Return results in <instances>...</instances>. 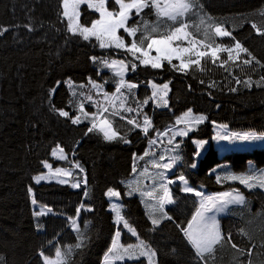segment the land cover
I'll list each match as a JSON object with an SVG mask.
<instances>
[{"label":"trees","instance_id":"obj_1","mask_svg":"<svg viewBox=\"0 0 264 264\" xmlns=\"http://www.w3.org/2000/svg\"><path fill=\"white\" fill-rule=\"evenodd\" d=\"M261 12H264V0H198L194 14L187 19L200 26L198 32L190 29L197 39L213 47L217 44L231 47L240 41L264 64V36L251 27L255 23L264 30ZM62 13V0H0V31L7 29L0 35V257L3 258L0 264H44L41 252L53 258L57 247L66 251L67 246L78 243L80 233L85 246L73 248L69 264H105L117 228L124 244H132L137 239L124 229L122 222L117 224L116 215L109 211L106 193L110 188L120 192L121 214L135 228L139 240L157 251L158 264H197L195 251L182 229L188 227L199 209L201 197L184 192L183 183L169 184L174 203L164 211L172 219H163L153 230L147 210L149 204L129 195L127 185L133 175L134 156L146 152L155 130L165 131L188 109L207 119L187 138L178 139L182 143L175 154L180 159L174 163L172 176H183L187 186L201 192L203 198L236 190L246 200L245 205H232L219 217L225 240L216 246L211 264H249L250 261L264 264V188L248 189L238 180L224 179L231 175L257 177L264 168V148L230 151L219 157L212 143L217 125L226 126L232 133L264 135V86L253 85L249 89L243 84L237 85L229 75L232 72L241 80L251 76L258 81L264 76V67L255 62L251 66L243 65L242 60L248 57L241 53L240 60L236 61L240 66L229 62V71H225L218 64L227 59L226 52L218 53L217 65L212 64L210 57L203 59L204 71L193 66L186 73L180 72L167 62L162 69H152L139 67L136 62V71L129 68L126 77L127 81L139 84L133 89L136 99L142 102L151 95L149 82H170L169 106L159 108L150 101L144 107L154 125L147 136L140 129L129 131L132 126L125 120L110 116L114 130L130 143L120 139L108 142L96 130L87 132L90 120L73 124L55 109L68 111L70 117L79 115L83 99L79 93L73 96L69 80L78 89L81 84L87 85L91 77L103 84L104 91L115 92L118 78L108 67L93 63L90 57L130 60L131 56L115 49H100L94 39L89 42L73 36ZM141 15L149 24L156 23L154 9H145ZM97 18L95 12L82 7V25L89 26ZM202 18L211 31L208 37L201 34ZM138 20L135 16L129 26ZM217 26L230 31L235 40L217 37L214 33ZM140 36L138 32L137 40ZM173 64L179 63L173 60ZM212 82L215 87H208ZM233 87L237 91H230ZM129 104L135 107L131 96ZM84 106L91 110L89 104ZM193 140L209 142L199 159L195 158L197 149ZM57 145L84 169L83 172L78 169L77 173L81 181L86 177V186L72 190L56 183H33V177L43 172V162L51 161V151ZM33 197L36 208L32 205ZM81 204L92 210L80 211L78 233L68 218L76 217ZM42 208H51L52 212L34 215ZM155 213L159 218L161 214ZM229 234L231 241L227 239ZM232 244L237 247L233 248ZM111 264H147V261L141 258Z\"/></svg>","mask_w":264,"mask_h":264},{"label":"snow or ice","instance_id":"obj_2","mask_svg":"<svg viewBox=\"0 0 264 264\" xmlns=\"http://www.w3.org/2000/svg\"><path fill=\"white\" fill-rule=\"evenodd\" d=\"M107 0H62L63 4V17L68 21L67 29L73 36H79L84 41L91 42L94 38L97 42V45L100 49H115L123 51L126 56H131V59H113L109 61L106 58L92 56L90 59L93 63H100L105 67L113 70V75L118 77L116 81L115 92L108 93L104 91L103 84L97 83L91 77L88 78L87 85L81 84L79 88L83 89L90 86V91L94 92L96 96H102L101 100H94L92 94L86 95L81 92V96L85 97V100L95 104L97 111L89 113L85 111L84 103L79 104V112L85 119H89L91 122V127L87 129L88 133L93 132L94 130L103 134L105 141L111 142L117 139L122 140L124 143H130L129 140L124 136H120L119 133L113 129L112 122L108 118L109 116H118L121 120H125L128 125L132 127L129 131H134L140 129L145 136L148 135L150 129H154L151 118L144 112V107L149 104V102L155 103L157 107H168V93L170 91L169 83L156 84L155 82H149L153 89L151 95L144 99L142 102L136 99L133 89L139 87V84L129 82L125 80V74L131 69L135 72L138 65L151 67L152 69H162L164 67V62H167L169 66L173 69L180 72H187L193 66L199 71H204V68L201 65V61L205 58L210 57L213 65H217V61H220L218 55L219 52L228 53L227 59L219 62L218 66L223 68L225 71H229L227 65L229 62L236 64L237 60H240V54L244 53L247 55L248 59H243L242 64L251 66L253 62L260 67H264V64H261L252 53L245 48L240 41H235L231 46H225L223 44H217L213 47L211 44L206 43L204 40H199L194 35L193 31L190 29L195 28L196 31H199V25H193L188 21V17L193 13V9L197 7L198 0H164V6L161 7L160 0H115V4L118 5L117 11H109L106 7ZM82 5H87V8L94 10L99 13V19L94 20L91 26H85L80 23L81 12L80 8ZM152 8L155 10L157 22L155 25L149 24L147 20L141 15L145 9ZM202 9L203 6L200 5ZM264 15V12L260 13ZM133 15L139 17V20L133 24V26L128 25V21L132 19ZM209 19H211L209 17ZM167 24L169 31L167 35H160L158 37L152 36L151 33H155L158 30V26L161 24ZM205 21L201 19V24H204ZM251 27L256 31L258 35L264 36V30L259 28L257 24L252 23ZM123 30L124 33L130 38L131 42L128 43L125 41V38L119 35V31ZM31 31L32 29L29 28ZM7 29L0 31V35L3 34ZM140 32L141 36L137 40V33ZM215 35L217 37H232L230 31L224 30L221 27L217 26L214 28ZM235 40V37H232ZM145 42L146 47H145ZM155 51L156 55H151V52ZM235 51L236 55L233 56ZM195 57V58H193ZM179 62V64H173V60ZM239 64H236V67H239ZM229 75L233 76L235 83L237 85L243 84L247 88H252L253 85L256 87L264 86V76H261L258 81H254L251 76L247 79L241 80L238 76L233 75L232 72H229ZM68 86L72 89L73 96L77 95L76 86L74 83L69 80ZM200 83H204L203 80ZM59 85V82H57ZM208 87H215V82H212ZM55 89H52L54 92ZM230 91H237L236 87L230 89ZM129 96L132 97L135 107L129 104ZM58 112L59 116L70 118L73 124H79L82 122L81 116L70 117V113L63 109H55ZM107 113L108 115H105ZM125 114H133L131 116ZM205 116H194L192 109H188L181 116L177 117L175 124L167 128L165 131L161 132L160 130H155V137L149 139V146L156 145L161 137L169 136L171 134L168 143L173 144L176 136H187L189 131H192V125H198L206 120ZM99 122V123H97ZM184 124L185 127L179 130H176V126ZM226 127V126H222ZM87 134V133H86ZM219 137V134H218ZM222 139H228V136L219 137ZM259 137L245 134L241 139H257ZM204 142H200L198 147H203ZM179 148V144H175L170 151H176ZM150 153L146 151L143 156L135 157L134 159H144L145 156H148ZM53 156H57L58 159L67 160V155L64 153V149L57 145L52 151ZM199 155V153H197ZM166 157L161 155L159 157L160 161L165 160ZM170 161L169 163H159L157 160H152V167L157 169H171L173 164L180 159L177 156L167 157ZM44 166L49 169V172L52 175H64L72 176V172L66 169H55L52 171V166L47 162H44ZM195 167V164L192 165ZM75 168L79 169L80 172H83L84 169L81 165L76 162L74 165ZM133 173L137 172L136 165H133ZM148 174V168L145 167L140 173L141 176ZM161 181H163V173L157 174ZM44 175L36 177V182L39 183L41 180L46 179ZM148 178L153 179V187L149 191L141 192L142 196H145L149 199L155 200V205H149V217L151 218V223L155 227L159 226L163 219L171 220L172 217L168 216L164 211L165 204L174 203L172 199L170 190L167 184L174 183V181L169 180L166 183H159L156 185L155 178L151 177L150 174ZM178 179L184 182L185 187L182 189L186 193H193L197 197H202L203 194L195 189L187 186V181H185L183 176L178 177ZM218 182L221 178H217ZM227 180H238L240 184L245 185L248 189L254 187L264 188V173L260 174L259 177L254 176H235L231 175L225 177ZM60 183H67L66 180H60ZM81 183L85 186L87 185L86 177L82 181H77L72 185L74 188L81 187ZM134 182H129V195L133 192L140 191L138 187L133 186ZM158 190L163 191V195L157 196L156 192ZM29 192L32 190L29 188ZM84 195L87 196V191L84 192ZM106 195L109 198L119 197L120 192L114 189H108ZM33 204H36V200L33 197ZM245 197L240 194L238 191L234 190L233 193H225L223 197H207L203 199L200 205V208L197 210L196 214L192 217V220L189 221L188 227L182 229L185 237L187 238L189 244L195 251V259L197 264H211L214 260V254L216 251V246L220 245L222 241L225 240V236L221 233L219 223L215 216H207L206 213L216 209L217 211H224V209L230 204L236 205H245ZM84 209L86 211H91L92 209L86 208L84 204L77 209L76 217H69L68 219L72 222L73 230L80 233L79 224L77 223L80 211ZM112 210L116 214V223H123V227L127 229L132 236L137 237L139 240L138 233L135 228H133L127 219L121 214V206L113 205ZM159 212L161 215L159 218L155 216V212ZM52 209L47 208L46 210L42 208L40 211L34 213L36 216L47 215L51 213ZM121 231L117 228L115 233V238L113 239L112 246L109 248L108 254L105 256V264H111L113 260H139L141 257H146L147 264H158L157 260V251L152 249L150 245L146 244L143 240H140L138 244H129L127 246L119 243V237ZM83 234L80 233L77 237L78 243L75 245L67 246L66 251H62L61 248L57 247L55 251V259H50L45 256L43 252L40 255L44 259V264H69V258L72 255L73 248L79 249L84 245ZM227 239L231 241V234L228 235ZM233 248L237 246L232 244ZM251 255V250L247 253ZM3 258L0 257V260ZM251 264V261L249 262Z\"/></svg>","mask_w":264,"mask_h":264},{"label":"rangeland","instance_id":"obj_3","mask_svg":"<svg viewBox=\"0 0 264 264\" xmlns=\"http://www.w3.org/2000/svg\"><path fill=\"white\" fill-rule=\"evenodd\" d=\"M160 3H161V7H163L164 6V0H160ZM87 7V5H82L81 6V8H80V12H81V14H82V7ZM106 7L108 8V10L109 11H117L118 10V5H116L115 4V0H107V2H106ZM64 9H63V4H62V11H63ZM90 10V9H89ZM90 11H93V12H95L94 10H90ZM155 11V10H154ZM97 15H98V18L97 19H99L100 17H99V13L98 12H95ZM155 15H156V13H155ZM135 17V15H133V17L132 18H134ZM65 18V17H64ZM66 19V18H65ZM96 19V20H97ZM132 19H130L129 21H128V25H129V23H130V21H131ZM66 21H67V19H66ZM156 22H157V17H156ZM67 23H68V21H67ZM80 23H81V17H80ZM82 24V23H81ZM92 24V23H91ZM156 23H154V24H152V25H155ZM91 25H89V27H90ZM132 26H133V24H132ZM209 25H208V23L205 21V23L203 24V27H201L202 28V30H201V34H202V36L203 37H205L206 35H207V37L209 36L208 34H211V31L209 30V27H208ZM131 27V26H130ZM168 31H169V27H168V25L167 24H164V23H161L159 26H158V30H157V32H155V33H151V35L152 36H155V37H158V36H160V35H167L168 34ZM215 33V32H214ZM119 35H121V36H123L124 38H125V41L126 42H128V43H130L131 42V40H130V38L127 36V34L126 33H124L123 32V30L121 29L120 31H119V33H118ZM126 38H129V41L126 39ZM94 39V38H93ZM95 40V39H94ZM151 55H153V56H155L156 55V53H155V51H152L151 52ZM193 58H195V57H193ZM111 60H113V59H109V61H111ZM116 60H118V59H116ZM119 60H121V59H119ZM174 61H176L175 59H174ZM138 62V61H137ZM178 62V61H177ZM179 63V62H178ZM138 65H139V62H138ZM139 67H145V66H142V65H139ZM151 68V67H150ZM112 72H113V70L112 69H110ZM127 74H128V71H127V73L125 74V80H126V77H127ZM118 78V77H117ZM149 88H150V90H151V93H152V91H153V89H152V87H151V84L149 83ZM170 88V87H169ZM76 92L77 93H81V92H83L84 94H85V96L86 95H89V94H92L93 96H94V100H101L102 101V96H96L95 94H94V92H92V91H90V86H88V87H85V88H83V89H77L76 88ZM71 93H72V89H71ZM168 95H169V93H168ZM82 97V99H83V103L84 104H89L90 105V107H91V110H87L86 108H85V111H87V112H89V113H93V112H96L97 111V108H96V106H95V104L94 103H92V102H88L87 100H85V97L84 96H81ZM167 99H168V97H167ZM155 105V103H153L152 102V105ZM156 106V105H155ZM85 107V106H84ZM157 107V106H156ZM159 108H168V107H159ZM186 112V111H185ZM184 112V113H185ZM193 112V111H192ZM105 114H107V113H105ZM183 114V113H182ZM181 114V115H182ZM79 115L81 116V120L82 121H84V120H89V119H85L83 116H82V114L79 112ZM131 115H133V114H131ZM181 115H179V116H181ZM193 115L194 116H203V115H200V114H196V113H194L193 112ZM178 116V117H179ZM110 120H111V118H110V116L108 117ZM177 118V117H176ZM176 120V119H175ZM204 122V121H203ZM97 123H99V122H97ZM196 126L197 125H192V131H189V133H188V135L189 134H191L194 130H195V128H196ZM112 127H113V124H112ZM185 127V125L184 124H180V125H177L176 126V130H179V129H181V128H184ZM114 129V128H113ZM218 134H219V137H224V136H228L229 138L228 139H222V138H219L218 137ZM245 134H249V135H253V136H256V135H254V134H251V133H243V134H238V133H232V132H229L225 127H222V126H220V125H217L216 127H215V129H214V133H213V137H212V143H213V145H214V147L216 148V150H217V152H218V155H219V157L220 156H222L224 153H226V152H230V151H244V150H250V149H253L254 147H261V148H264V135H262V136H256V137H259V138H257V139H247V140H245V139H241V137H243ZM188 135L187 136H176L175 137V140L173 141V144H169L168 143V140H169V138H170V136H171V134H169V136H165V137H161L160 138V140L162 141V142H158L156 145H152L151 147L149 146V143H148V147H147V149H146V151H148L150 154L148 155V156H145L144 157V159H134V163H133V165L135 164L136 165V168H137V172L134 174L133 173V175L127 180V185H128V183L129 182H134L133 183V186L134 187H138L139 189H140V191H137V192H133L132 194L133 195H135V196H138L139 198H141V201L143 202V203H146V204H149V205H155L156 204V201L155 200H152V199H149V198H147V197H145V196H142L141 195V192H144V191H149V190H151L152 189V187L154 186L153 185V179H151V178H148V176H149V174H150V176L151 177H153V178H155V183H156V185H158L159 183H161V182H163V183H166L167 184V182L169 181V180H171V181H174V183L175 182H180V183H183L182 184V189L185 187V184H184V182H182V181H180L179 179H178V177H173L172 176V172L174 171V169H175V164H173V166H172V168L171 169H167V170H165V169H157V168H154V167H152V164H151V161L152 160H157V162H159V163H169L170 161L167 159V157H171V156H176V154H175V151L173 152V151H170L173 147H174V145L175 144H181L182 143V141H178V139H185V138H187L188 137ZM194 141V143H195V146H196V149H197V152H196V154H195V158L196 159H199L202 155H203V153H204V151L208 148V146H209V142L208 141H206V140H193ZM200 142H204V144H203V147H198V145L200 144ZM56 148V147H55ZM55 148H53V149H55ZM53 151V150H52ZM52 151H51V154H50V157H51V161H45V162H47L48 164H50L51 166H52V171L54 172L55 171V169H66V170H70L73 174H72V176H64V175H57V176H54V175H52V173H50L49 172V169L48 168H46L45 166H44V162H43V172H41V173H39V174H37V175H35L34 177H33V183L34 184H36V185H38V184H42V183H44V184H48V183H56V184H60V185H66V186H69L72 190H79V189H81V187L82 186H84V184L83 183H81V187H79V188H74V187H72V185L74 184V183H76L77 181H81L80 179H79V175H78V173H77V168H75L74 167V165H75V163L73 162V160L72 159H70L69 158V156L67 155V160H61V159H58V157L57 156H53L52 155ZM197 153H199V155H197ZM144 155V154H143ZM142 155V156H143ZM161 155H163V156H165L166 157V159L165 160H163V161H160L159 160V157L161 156ZM136 157V156H135ZM138 157H140V156H138ZM57 162H59L60 164H58V165H56V163ZM140 162H142L141 164H140ZM64 163H65V165H64ZM250 166L252 165V164H249ZM145 167H147L148 168V174H145V176H141L140 175V173L143 171V169L145 168ZM163 173V176H164V179H163V181H161V179H160V177L157 175L158 173ZM262 173H264V168L260 171V173L257 175V177H259L260 176V174H262ZM41 175H44V176H46L47 178L46 179H44V180H41L39 183H37L36 182V177H38V176H41ZM239 176H248V175H239ZM256 177V176H255ZM60 180H66L67 181V183H60L59 181ZM174 183H171V184H174ZM167 186H169V184H167ZM229 193H233V191L232 192H229ZM240 193V192H239ZM241 194V193H240ZM156 195L157 196H161V195H163V191L162 190H158L157 192H156ZM106 197H107V200H108V202H109V206H108V209H109V211H111L114 215H116L115 214V212L112 210V208H113V205H120L121 206V211H122V204H121V196H119V197H112V198H109L107 195H106ZM209 197H223V194H217V195H211V196H209ZM207 197H201V200H200V202H202V200L203 199H206ZM32 200H33V198H32ZM172 204V203H171ZM171 204H165V206H164V208L165 207H167V206H169V205H171ZM32 205H33V207L34 208H36L37 207V205L36 204H33L32 203ZM201 205V204H200ZM232 205H236V204H230V205H228L225 209H224V211H222V212H220V211H217L216 209H213L212 211H210V212H207L206 213V215L207 216H215V218L217 219V221L219 220V217L225 212V210L228 208V207H230V206H232ZM200 208V207H199ZM147 210H148V213H149V208H148V205H147ZM155 216L158 218V215L155 213ZM150 220H151V218H150ZM125 229V228H124ZM130 235H131V233L127 230V229H125ZM132 236V235H131ZM133 238H135L136 239V237L135 236H133ZM121 235H120V237H119V243L120 244H123V245H125V246H127V245H129V244H124L122 241H121ZM139 241L140 240H138V239H136V241L134 242V243H132V244H138L139 243ZM141 258H144L146 261H147V259H146V257H141ZM140 258V259H141ZM50 259H55V257H53V258H50ZM131 261V260H129V259H124L123 261ZM116 261H120V260H113L112 262H116ZM111 262V263H112Z\"/></svg>","mask_w":264,"mask_h":264},{"label":"crops","instance_id":"obj_4","mask_svg":"<svg viewBox=\"0 0 264 264\" xmlns=\"http://www.w3.org/2000/svg\"><path fill=\"white\" fill-rule=\"evenodd\" d=\"M120 261H123V260H120Z\"/></svg>","mask_w":264,"mask_h":264}]
</instances>
